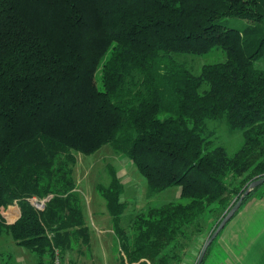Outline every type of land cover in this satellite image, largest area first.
<instances>
[{
  "label": "trees",
  "instance_id": "1",
  "mask_svg": "<svg viewBox=\"0 0 264 264\" xmlns=\"http://www.w3.org/2000/svg\"><path fill=\"white\" fill-rule=\"evenodd\" d=\"M212 52L223 60L198 74L182 59ZM262 57L264 0H0V264H12L8 244L35 264L54 250L62 264L84 255L91 236L74 173L78 155L105 145L146 183L132 214L112 165L95 185L119 264L183 263L264 177ZM213 123L240 145L216 143ZM172 187L178 201L151 205ZM49 195L41 209L29 202ZM14 203L20 216L7 224L1 210Z\"/></svg>",
  "mask_w": 264,
  "mask_h": 264
},
{
  "label": "rangeland",
  "instance_id": "2",
  "mask_svg": "<svg viewBox=\"0 0 264 264\" xmlns=\"http://www.w3.org/2000/svg\"><path fill=\"white\" fill-rule=\"evenodd\" d=\"M242 24L243 21L240 20H231L230 22V25H235V27H239ZM223 58V56L219 57L216 52L205 56L186 55L182 57L184 61L192 66V72L194 74H198L203 65L216 62L219 59L222 61ZM255 66L264 70V57L260 58L255 63ZM99 75V71H97V81L99 80ZM97 85H99L98 82ZM210 128L216 132V143L227 145L230 152L233 148L240 145L241 139L239 134L234 133L231 135L227 133L222 124L213 123ZM108 164L115 168L117 175L124 185V193L121 199L126 203L128 212L131 214L136 212L147 201L145 180L138 174L133 162L129 158L115 154L107 145L101 147L93 155H78L74 178L76 180L77 190L80 191L84 220L89 228L91 240L88 250L85 251L84 255L75 252L70 253V256L66 254L65 264H71L70 258L74 261L73 264H119L117 260L118 247L111 231L109 216L106 213L103 201L95 191L96 184H107L105 167ZM167 191L169 192L160 194L153 199L151 205L157 207L170 201H178V187L169 188ZM29 202L35 207L39 204V201L36 199H32ZM250 203L254 204L253 207L246 209L245 206L249 207ZM7 208L1 210V214L6 222H14L16 219L15 216L7 217ZM14 208L15 206L13 210ZM263 220L264 190H259L257 196L248 204L238 209L235 216L225 225L214 244L211 245L204 264H226L228 262L227 256L231 248L245 241L261 225ZM218 224L213 225L214 228ZM212 231L213 228H210L207 232H203L194 238L193 242L187 247V258L184 257V261L181 264H195L203 244L211 236ZM10 249L12 251L10 245L5 246L3 257L4 259L10 257L12 264H35V257L29 256L27 253L25 254V251L18 253L14 257V255L7 252ZM13 252L15 253L16 251L13 250Z\"/></svg>",
  "mask_w": 264,
  "mask_h": 264
},
{
  "label": "crops",
  "instance_id": "3",
  "mask_svg": "<svg viewBox=\"0 0 264 264\" xmlns=\"http://www.w3.org/2000/svg\"><path fill=\"white\" fill-rule=\"evenodd\" d=\"M78 192L80 193V191ZM253 205V203H250L249 207L245 206V208L250 209L253 207ZM14 206L15 208L13 210ZM6 213L7 217L15 216V221L20 216V210L17 204L10 205V207L7 208ZM14 222H7V224H12ZM8 245L12 247V244ZM14 251H16V254L23 252L17 248H14ZM26 253L27 252H25V254ZM227 261L228 262L226 264H264V220L245 241H242L235 247L231 248V251L227 256Z\"/></svg>",
  "mask_w": 264,
  "mask_h": 264
},
{
  "label": "water",
  "instance_id": "4",
  "mask_svg": "<svg viewBox=\"0 0 264 264\" xmlns=\"http://www.w3.org/2000/svg\"><path fill=\"white\" fill-rule=\"evenodd\" d=\"M262 184H264V177L255 180L254 182H252L251 184H249V186L247 187V189L244 191V193L240 196V198L238 199V201L236 202V204L224 215V217L222 218V220L220 221V223L217 225L216 229L214 230V232L211 234V236L205 241V243L203 244L199 255L197 257L196 263L195 264H202V261L204 259L205 253L207 248L209 247V245L214 241V239L218 236V234L221 232V230L225 227V225L231 220V218L234 216V214L236 213V211H238V209L241 206V203L243 201V199L249 194L250 191H252L253 189L261 186ZM52 196L49 195L48 197H46L44 200H42L40 202V206H44V204L50 200Z\"/></svg>",
  "mask_w": 264,
  "mask_h": 264
},
{
  "label": "built area",
  "instance_id": "5",
  "mask_svg": "<svg viewBox=\"0 0 264 264\" xmlns=\"http://www.w3.org/2000/svg\"><path fill=\"white\" fill-rule=\"evenodd\" d=\"M14 204H15V203H14ZM39 204H40V202H39ZM39 204H38L36 207H37L38 209L43 208V207L40 206ZM53 253H54V254H53L52 259H51V261H50L49 264H62V260H61V257H60V253H59V251H58V250H54Z\"/></svg>",
  "mask_w": 264,
  "mask_h": 264
}]
</instances>
